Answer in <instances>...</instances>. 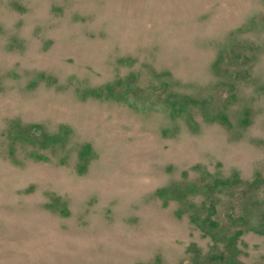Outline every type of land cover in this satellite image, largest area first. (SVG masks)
Listing matches in <instances>:
<instances>
[{
    "label": "rangeland",
    "instance_id": "rangeland-1",
    "mask_svg": "<svg viewBox=\"0 0 264 264\" xmlns=\"http://www.w3.org/2000/svg\"><path fill=\"white\" fill-rule=\"evenodd\" d=\"M0 264H264V0H0Z\"/></svg>",
    "mask_w": 264,
    "mask_h": 264
}]
</instances>
